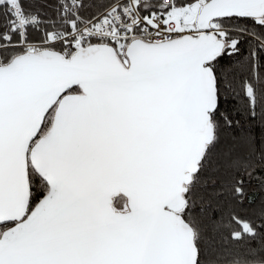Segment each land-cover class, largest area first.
<instances>
[{"label":"snow or ice","instance_id":"1","mask_svg":"<svg viewBox=\"0 0 264 264\" xmlns=\"http://www.w3.org/2000/svg\"><path fill=\"white\" fill-rule=\"evenodd\" d=\"M0 264H264V0H0Z\"/></svg>","mask_w":264,"mask_h":264}]
</instances>
